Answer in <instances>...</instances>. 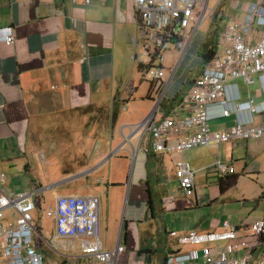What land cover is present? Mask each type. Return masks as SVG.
<instances>
[{"label":"crops","instance_id":"1","mask_svg":"<svg viewBox=\"0 0 264 264\" xmlns=\"http://www.w3.org/2000/svg\"><path fill=\"white\" fill-rule=\"evenodd\" d=\"M251 3L264 6V0L232 1L234 14L222 29L218 27V39L229 21L247 17ZM201 24L182 57L172 47L166 53L161 87L137 79L126 85L123 70L133 57L142 64V70L137 69L143 77L147 70L133 0H0V28L12 27L15 36L11 46L0 41V172L6 178L0 191L7 196L37 193L41 199L45 192L92 195L100 198L101 206L103 189L108 206L103 205L102 227L99 212L100 245L103 250L126 248L117 264H166L172 252L189 249L171 232L206 233L220 230L224 222L239 227L264 222V139L157 153L150 135L139 128L157 103L158 121L192 114L186 94L204 68L202 50L210 31L207 26L201 32ZM251 77L252 85L242 79L231 81L229 95L239 97L237 103L254 99L255 106H261L262 79L257 74ZM256 85L259 88L252 90ZM40 102L45 106L50 102L44 114ZM47 114L53 119L51 143L41 130ZM236 122L232 114L210 126L212 132H221ZM203 147L216 150L212 165L220 159L235 172L221 175L212 165H191L195 192L188 197L176 178L175 162L192 164V152ZM19 177L24 178V188L10 189L8 180L19 182ZM50 222L49 238L36 225L41 227L36 245L46 263L99 264L83 253V241L62 239L55 241L57 252L50 250L61 257L54 263L47 251L55 233ZM258 251L264 254V237Z\"/></svg>","mask_w":264,"mask_h":264},{"label":"built area","instance_id":"2","mask_svg":"<svg viewBox=\"0 0 264 264\" xmlns=\"http://www.w3.org/2000/svg\"><path fill=\"white\" fill-rule=\"evenodd\" d=\"M133 9L139 22L141 54L147 60L146 77L161 87L166 53L172 47L177 56L182 57L194 29L206 13L212 14L215 8H209V0H133ZM247 12L244 20L226 24L213 58L191 84L186 101L192 114L181 120L167 116L158 121L152 116L141 123V130L150 135L155 152L178 154L230 140L264 139V101L261 106H255L254 99L237 103L239 97L229 95L231 81L242 79L252 85V74L264 78V31H259L264 30V6L251 3ZM0 41L7 46L13 45L14 29L0 28ZM178 63L179 59L175 65ZM232 114L237 116L233 127L212 132L210 123L213 120ZM211 169L221 175L235 172L233 166L220 159ZM175 175L184 194L192 197L195 170L191 164L176 160ZM5 183V175L0 172V186ZM37 195L22 192L7 196L0 191V264H48L36 245V238L41 235L34 213L41 210V198ZM6 210L14 220L5 218ZM99 212L100 198L97 196H57L54 206L44 210L55 229L54 240L47 243L48 248L57 252L59 247L53 244L57 239L81 240L83 253L90 259L99 264H117L126 248L119 245L115 250L102 249ZM170 236L189 249L172 252L166 257V264H264V254L258 251L259 241L264 237L263 221L250 227L224 222L220 230L190 231L182 235L171 232Z\"/></svg>","mask_w":264,"mask_h":264},{"label":"rangeland","instance_id":"3","mask_svg":"<svg viewBox=\"0 0 264 264\" xmlns=\"http://www.w3.org/2000/svg\"><path fill=\"white\" fill-rule=\"evenodd\" d=\"M232 1L233 0H209V8H215V9L213 10L212 14L209 13V12L206 13V15H205V17H204V19L202 21L201 27H200L201 32L204 31V29H207L206 28L207 26H208V29H209V26L211 25L212 21L214 23L216 22V27H219L220 29H222V27L224 26L225 22L228 20L229 15L234 14L233 10L231 9ZM236 1H238V0H236ZM216 14L219 17H221V15H222V19L220 20L219 17H216ZM214 16H215V18H213ZM217 19H218V21H216ZM167 60H168V58L166 59V61ZM138 62H140V61L134 59V57H133L131 62L124 68L123 77L122 78H123V82L124 81L126 82V85H128L132 80H136V79L138 81L139 80H148L149 81V79L146 77V74L143 77L142 76V72H140L137 69V66L139 64ZM146 62H147V60L144 59V63L145 64H146ZM260 77L262 79L261 80L263 82L262 87L264 89V78L262 76H260ZM124 86H125V84H124ZM258 88H259V86L256 85V87L254 86L252 88V90H254V89L256 90ZM46 101H49V99L46 98ZM44 103H46V102H44ZM44 103L40 102L39 104H43L44 105ZM43 109H45V110H43ZM43 109H40V113L44 114V113H46V111H48L50 109V102L47 104V106L44 105ZM43 118H45V119H42V120L46 121V122H44V126L43 127H45L46 129L43 128V127L41 128L42 134H43L42 137H43V139H46V141L51 143V141H52V132H53V124H52L53 123V119L51 118V115H49V114H47ZM56 133L58 134L57 137H61V132L56 130ZM54 136H55V134H54ZM62 139H63V137H61V140ZM196 150H198V151L197 152L196 151L192 152V156H191V160H190L191 163H192L191 165H193V167H195V168H199L200 166H202V167L211 166L212 163H213V160H214V154H215L216 150L212 149V147H208V148L203 147V149H196ZM23 181H24V178L23 177H19V182L8 180L7 184H8V187L10 189L20 190V189L24 188ZM1 187H2L3 190L5 189V185H1ZM61 190L62 189H60V191ZM55 195H56L55 193H50V192L43 193V198L44 199H41V203H40L41 210H38V211L34 212L35 213V221L37 222L36 224L42 226V228H43L42 232H43V235L46 238H49L51 236V234H52V225H51L50 219L44 214V210H48L50 207L54 206L55 197L57 196V195L56 196ZM99 195L101 197L100 224H101V227H102L103 205H106V206H108V205H107V196L104 193L103 189H101L99 191ZM5 218L8 221L15 219V217L11 215L9 210L5 211ZM100 234H101V238L104 240L105 239V235H103L102 232ZM53 244H54L55 248L59 247V244H57V243H53ZM47 251H48V253L50 255H53V257L51 259H52V261L54 263H58V262L61 261V257H58V255L53 254L48 247H47ZM162 256H163V251H161L159 253V257L161 258V261L163 260Z\"/></svg>","mask_w":264,"mask_h":264},{"label":"trees","instance_id":"4","mask_svg":"<svg viewBox=\"0 0 264 264\" xmlns=\"http://www.w3.org/2000/svg\"><path fill=\"white\" fill-rule=\"evenodd\" d=\"M215 18V16L213 17ZM218 34H219V28L214 25V22H211L210 25V31H209V36L204 44V48L202 50V58L204 60V67L205 65L213 58L215 51L217 49V44H218ZM139 70H142L143 66L142 64L138 65Z\"/></svg>","mask_w":264,"mask_h":264},{"label":"water","instance_id":"5","mask_svg":"<svg viewBox=\"0 0 264 264\" xmlns=\"http://www.w3.org/2000/svg\"><path fill=\"white\" fill-rule=\"evenodd\" d=\"M159 106H160V103H157L155 109L153 110L152 114L149 115V117H152V116L155 115V113H156L157 110L159 109ZM139 128H140V130H141V128H142V124L139 125ZM126 144H127V143L125 142L124 145H126ZM124 145H123V146H124ZM114 154H115V152L113 153V155H114ZM113 155H112V156H113ZM94 169L96 170V168H94Z\"/></svg>","mask_w":264,"mask_h":264}]
</instances>
